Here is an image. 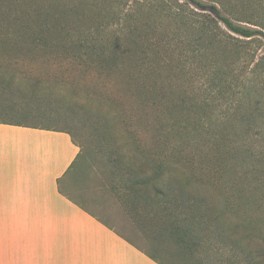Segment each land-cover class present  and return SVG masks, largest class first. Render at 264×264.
Returning <instances> with one entry per match:
<instances>
[{"label":"trees","instance_id":"1","mask_svg":"<svg viewBox=\"0 0 264 264\" xmlns=\"http://www.w3.org/2000/svg\"><path fill=\"white\" fill-rule=\"evenodd\" d=\"M182 1L184 3L176 1L171 4L167 0H118L108 5L105 17L95 15L88 18L91 22L89 26H81L86 18L77 16L76 22L73 21L76 25L71 23L72 27H69L65 19L68 20L66 17L77 8L64 7L62 0H0V114L17 113L19 96L33 100H40L42 95H48V100L58 96L56 85H49L43 76L44 70L50 68L44 64L57 61L63 55L85 60L99 69L122 72L139 88L137 91L143 95L139 93L141 98L159 105L162 100L179 107L173 101L174 92L165 93L163 88L145 80L148 69L143 60L151 53L148 51L150 44L144 48L141 42H145L146 33L148 37L153 35L154 30L148 19L139 18L140 13H146L154 15L156 21L158 16L160 19H174L176 27L173 32L176 36L173 35L170 40L184 36L189 40H178V46L170 51L171 62L182 60L186 63L188 59H196L198 66L204 62L201 68H207L205 74L209 76L206 93L217 91V96H228L235 109L241 112H236L231 118L240 120L246 126L244 133L252 134L256 141L264 138V114L247 113V109L241 111L243 106H247L244 100L257 92L259 86L264 92V56L255 62L250 85L239 82L244 74L242 68L236 82L219 61L227 53L225 46L233 47L236 53L242 55L253 40L259 39L258 36L264 40V0H245L242 3L240 0H208V3ZM254 1L260 11L256 14L245 12V3ZM188 3L203 11L188 10L185 7ZM238 6L243 9H238ZM143 31H146L145 35ZM35 69L37 72L33 71ZM70 104L80 105L79 98L71 97ZM260 104L257 100H251L248 106L259 109ZM206 106L198 108L204 109L201 114L195 112L194 109L198 112L196 105L186 111L182 107L170 110L169 114L173 117L166 125L172 138L178 140L177 144L180 145H175L169 155L164 148L153 152L137 143L141 148L139 150L130 138L126 145L127 153L120 154V159L110 160V191L136 223L154 227L155 241L161 245L169 241L181 253L191 252L194 255L197 250L203 249L206 240L212 243L215 238L222 245L227 244L226 264H264L261 225L258 222L256 225L248 223L247 227L242 221L233 222L231 216L235 208L241 209L245 199H250L248 193L251 192V184L244 180L239 185L236 198L230 201L228 197H221L220 203L215 204L211 201V195L205 196L202 190H217L215 185H218V181L204 182L195 168L175 158L180 153L181 145L187 146V143L193 144L199 140L205 147L214 145L226 152V156L217 158L218 166L222 158L226 160L223 163L239 161L248 168V173L255 176L264 172V153L257 155L249 143L234 152L225 128L222 131L217 128L219 132L214 128L207 129L212 123L219 124V120L216 121L219 116L212 115L211 108ZM158 133L161 134L160 130ZM164 137L165 141L171 140L167 135ZM163 143L160 141V144ZM126 156L128 159L124 164ZM227 157L230 159L227 160ZM81 158L82 152L69 168L65 179L77 171ZM257 179L261 177L258 175ZM244 182L247 184L244 185ZM159 252L154 248L152 254H145L164 264L159 259Z\"/></svg>","mask_w":264,"mask_h":264},{"label":"rangeland","instance_id":"2","mask_svg":"<svg viewBox=\"0 0 264 264\" xmlns=\"http://www.w3.org/2000/svg\"><path fill=\"white\" fill-rule=\"evenodd\" d=\"M115 1L118 0H62L64 7L77 8L66 17L68 20L65 19V24L72 27V23L75 26L73 21L76 22V17L84 16L86 19L81 26H89L91 24L89 19L95 15L105 17L106 8ZM133 1L135 0H131ZM167 1L171 4L176 1L184 3L182 0ZM200 1L209 2L208 0ZM227 1L235 2V0ZM240 1L245 2V0ZM245 5L244 9L247 13L256 14L260 11L255 1L246 2ZM185 7L195 12L203 11L191 3ZM237 8L243 9L240 6ZM140 17L148 19L154 28L153 35L148 37V33L143 31L144 35L146 33V40L144 43L141 42L144 48L150 44L148 51L151 53L143 60L144 66L146 65L148 69L145 80L163 88L165 93L174 92L173 101L178 103L183 111L191 110L195 105L197 109L204 105H207L206 108H211L212 115L219 116L216 119L217 122L219 120V124L212 123L207 129L217 130L218 128L219 131L226 129L235 148L234 152L237 148H244V145L249 143L253 145L254 153L257 155L264 153V138L256 141V137L252 134L244 133L246 126L240 123V120H236V117L231 118V115L236 112L241 113L235 109L233 101L228 99V96L225 98L220 94L217 96V91L206 93L209 76L205 74L208 71L207 68H201L205 65L204 62L199 66L195 63L196 59H188L186 63L182 60L171 62L170 51L178 46V40L182 42L189 40L185 36L170 40L175 35L174 19L170 17H168L170 20L165 17L160 19L158 16L156 21L154 15L146 13H140ZM231 36L239 39L236 35ZM257 38L259 39L253 40L242 55L236 53L233 47L225 46L227 53L220 57V66L225 68L236 82L242 68L244 74L242 81L239 80V82L243 84L244 81L250 85L255 62L264 56V40L260 36ZM147 39H149L148 42ZM61 57L57 61L45 63L44 66H50V68L48 71L44 70L43 75L49 85H56L58 96H53L50 100L48 95H42L39 97L40 100L19 96L17 113L0 114V121L20 122L70 132L80 146L82 160L77 171L63 181L64 191L84 209L111 226L145 253L152 254L154 248H157L160 251L159 259L164 264H226L227 244L222 245L215 238L212 243L206 240L203 249L197 250L194 255L190 254L191 252L181 253L175 244L169 241L159 244L155 241L154 227L136 223L110 191L109 172L112 168L110 160L127 153L126 145L129 144L127 142L130 138L135 147L139 144L153 152L164 148L167 155L175 145H180L177 144L178 140L172 138L170 128L166 125L173 117L169 114L170 110H176L179 107L162 100L159 105L152 101L151 103L144 97V99L141 98V92L137 91L139 88L133 85L122 72L110 71L107 68L99 69L85 60L71 56ZM33 71L37 72L36 69ZM258 88L257 92H253L251 97L244 100L247 106H243L241 111L245 112L247 109V113L264 114V92L262 93L261 86ZM74 96L79 98L80 105L70 104V98ZM251 100H257L262 105L260 104L259 109L250 108L248 105ZM194 110L201 114L204 109H198V112ZM159 130L161 134L158 133ZM218 132L215 134L218 135ZM166 135L171 140L165 141ZM160 141L164 143L160 144ZM220 155L226 156V152L215 148L214 145L205 147L197 140L193 144L187 143V146L181 145L180 153L175 158H178L180 163L187 162L195 168L204 182L215 179L218 181V185H215L217 190L212 188L202 190L205 196L211 195V201L215 204L220 203L221 197H228L230 201L236 198L239 185L244 180L248 181L251 184L249 185L251 192L248 193L250 199H245L240 206L241 209L235 208L231 216L233 222L242 221V224H246L247 227H249L248 223L256 225L258 222L264 234V172L258 174L261 179L255 180L258 175L248 173V168L241 165L239 161L229 160L223 163L226 160L221 158L222 163L218 166L216 160ZM126 159H128L127 156L123 160L124 164L127 163ZM228 159L230 157H227ZM217 170L221 171L220 174L216 172Z\"/></svg>","mask_w":264,"mask_h":264},{"label":"crops","instance_id":"3","mask_svg":"<svg viewBox=\"0 0 264 264\" xmlns=\"http://www.w3.org/2000/svg\"><path fill=\"white\" fill-rule=\"evenodd\" d=\"M66 130L0 121V264H159L71 198Z\"/></svg>","mask_w":264,"mask_h":264}]
</instances>
